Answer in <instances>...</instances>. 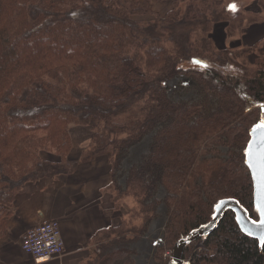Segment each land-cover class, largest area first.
Listing matches in <instances>:
<instances>
[{
	"label": "trees",
	"instance_id": "trees-1",
	"mask_svg": "<svg viewBox=\"0 0 264 264\" xmlns=\"http://www.w3.org/2000/svg\"><path fill=\"white\" fill-rule=\"evenodd\" d=\"M250 7L264 12V0L236 13L227 0H173L154 17L151 0H0V238L24 186L76 171L71 125L91 133L80 163L106 158L110 178L112 207L83 264H135L133 246L161 208L151 264H172L165 250L208 223L220 200H237L256 220L244 151L264 109V42L231 52L211 37L226 17L242 16L246 28L259 20L243 18ZM181 78L195 98L170 97ZM194 245L202 250L189 264H264V244L242 234L230 211L181 262Z\"/></svg>",
	"mask_w": 264,
	"mask_h": 264
},
{
	"label": "crops",
	"instance_id": "crops-1",
	"mask_svg": "<svg viewBox=\"0 0 264 264\" xmlns=\"http://www.w3.org/2000/svg\"><path fill=\"white\" fill-rule=\"evenodd\" d=\"M244 14L251 18L257 15L259 20L253 21L248 28L244 25L241 46L249 48L255 43H263L264 12L250 7ZM238 40L233 39V42ZM236 47L238 49L240 46ZM74 147L72 141L71 152ZM100 159L84 164L87 165L85 169L74 171L65 178L44 180L23 187L17 197L18 206L11 223L0 238V264H34L20 250V239L25 230L34 226L41 216L59 222L65 243L63 256L44 264H83L92 257L95 252L93 235L104 228L106 212L112 207L111 196L107 191L110 183L108 163L97 166ZM76 186L82 187L83 191L70 203L66 197ZM58 213L63 216L55 218Z\"/></svg>",
	"mask_w": 264,
	"mask_h": 264
},
{
	"label": "rangeland",
	"instance_id": "rangeland-1",
	"mask_svg": "<svg viewBox=\"0 0 264 264\" xmlns=\"http://www.w3.org/2000/svg\"><path fill=\"white\" fill-rule=\"evenodd\" d=\"M151 2L153 4V9H152V15H150V16H152V17H154L157 14L158 15H164L165 13H167L168 11H170L173 8V0H167V1H162V2H155L154 0H151ZM236 2H237V4H239L238 7L236 6V9L239 11H242L243 7H245L249 3V0H242V1L236 0ZM231 4L236 5L235 1L227 0V5L229 6ZM236 11L235 12L232 11V12L236 13ZM246 16L247 15L244 14L243 18L245 19ZM241 18H242V16L240 18H235V17L231 16L228 19L226 17L225 22H221V24L218 25V28H216L212 31L211 37L213 38V42H214V45L216 48L223 49V50L226 49V50L231 51V52L232 51L235 52L237 50L236 46H240V49H241L242 46H241L240 42H241L242 27L246 23V20H245L244 21L245 23L243 25H241L242 24ZM233 39H239V41L233 42ZM231 57H233L232 54H231ZM248 58H249V61H248V59L245 58L246 60H245L244 65L246 67H249V69H250L252 67L249 65V62L253 63L254 57L249 56ZM189 65L194 66L192 64H187L186 67H189ZM249 69L246 68V70H247L246 74L249 73ZM231 72H235V70H231ZM169 86H170V90H169L170 97L175 101H187V100H191L192 98H195L194 85L191 81H189L185 78H181V80H174L169 84ZM69 134H70L72 141L75 144L73 151L70 152V154H69V162H70V164H76V171L77 170L81 171V170L85 169L87 166V165L80 163V157H81L82 152L89 145L91 133H90L89 128H87V127L71 125V126H69ZM148 144H149V137L146 138L143 143H141L140 145H138L137 147H135L132 150L130 156L126 160V163L124 164V167L126 168L128 166V164H130V163H132V161L136 160L139 155L145 153L148 149ZM213 148L218 150L220 152L221 156L224 157L226 149H223L221 147H218V148L213 147ZM208 156H212V154H209ZM106 164H107L106 158H102L98 161L97 166L101 167V166H105ZM74 188L75 189L73 191H70V195H68L66 197L67 201L70 203H71L72 199H75V197L78 193L83 191V188L80 186H76ZM159 196L162 197V191L160 192ZM128 200H127V202H128ZM130 202H131V200H129V204H130ZM254 211L256 213L255 209H254ZM61 216H63V214L58 213L57 217H55V218H59ZM164 216H165L164 209L161 208L160 213H159V219L153 222V224L150 227L148 234H146V236H144L140 240V242H138L137 244H135L133 246V248L136 249V256L134 257L135 264H151L152 256L154 253V246H155V244L160 243L162 232L164 229V225H165V217ZM256 216H257V213H256ZM256 216H255V218H257ZM172 247L173 246L171 245L170 248H167L165 250L164 257L169 262L172 260V263H173ZM201 250L202 249L200 248V246L195 247V245H194L193 247L190 248L187 256L185 257L186 260H184L182 262L189 263L190 259L196 253L201 252ZM182 262H180V263L182 264Z\"/></svg>",
	"mask_w": 264,
	"mask_h": 264
},
{
	"label": "water",
	"instance_id": "water-1",
	"mask_svg": "<svg viewBox=\"0 0 264 264\" xmlns=\"http://www.w3.org/2000/svg\"><path fill=\"white\" fill-rule=\"evenodd\" d=\"M264 124V110L259 121L249 130V141L244 151L245 165L249 170L253 185V205L257 212V220L250 217L249 212L235 199L220 200L213 208L211 220L205 225L192 230L179 239L173 247V263L181 262L184 249L198 238H207L217 227L223 216L230 211L235 216L236 224L245 236L258 241L261 247L264 238V130L259 126Z\"/></svg>",
	"mask_w": 264,
	"mask_h": 264
},
{
	"label": "built area",
	"instance_id": "built-area-1",
	"mask_svg": "<svg viewBox=\"0 0 264 264\" xmlns=\"http://www.w3.org/2000/svg\"><path fill=\"white\" fill-rule=\"evenodd\" d=\"M22 249L30 255L35 263H43L63 252L59 227L56 222L44 221L37 227L29 230L22 240ZM182 264H189L182 262Z\"/></svg>",
	"mask_w": 264,
	"mask_h": 264
},
{
	"label": "bare ground",
	"instance_id": "bare-ground-1",
	"mask_svg": "<svg viewBox=\"0 0 264 264\" xmlns=\"http://www.w3.org/2000/svg\"><path fill=\"white\" fill-rule=\"evenodd\" d=\"M44 221H53V222H56V223L58 224L59 232H60V236H61V240H62V243H63V252H62V255H61V256H59V257H55V258H53V259H51V260H49V261H46V262H43V263H39V264H44V263H48V262H50V261H53V260L59 259V258H61V257L63 256V254H64V252H65V243H64V240H63V235H62V231H61V227H60L59 222L56 221V220L45 219L44 217L41 216V217L39 218L38 222H37L34 226L29 227L28 229L25 230L23 236H22L21 239H20V240H21V241H20V250L22 251V253H23L25 256H28V257L32 260V262H33L34 264H37V263H35L34 259H33L30 255H28V254L22 249V240H23V237L26 235V233H27L29 230H31V229L37 227L39 224L43 223Z\"/></svg>",
	"mask_w": 264,
	"mask_h": 264
},
{
	"label": "snow or ice",
	"instance_id": "snow-or-ice-1",
	"mask_svg": "<svg viewBox=\"0 0 264 264\" xmlns=\"http://www.w3.org/2000/svg\"><path fill=\"white\" fill-rule=\"evenodd\" d=\"M229 9L233 12H235L237 9H236V5L235 4H231L229 5ZM260 129L264 130V124H261L259 126ZM261 226L264 227V221H261ZM262 244H264V238H262Z\"/></svg>",
	"mask_w": 264,
	"mask_h": 264
}]
</instances>
